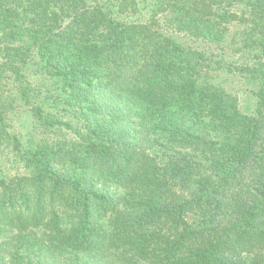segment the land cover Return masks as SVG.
<instances>
[{
    "label": "trees",
    "instance_id": "obj_1",
    "mask_svg": "<svg viewBox=\"0 0 264 264\" xmlns=\"http://www.w3.org/2000/svg\"><path fill=\"white\" fill-rule=\"evenodd\" d=\"M0 264H264V0H0Z\"/></svg>",
    "mask_w": 264,
    "mask_h": 264
},
{
    "label": "rangeland",
    "instance_id": "obj_2",
    "mask_svg": "<svg viewBox=\"0 0 264 264\" xmlns=\"http://www.w3.org/2000/svg\"><path fill=\"white\" fill-rule=\"evenodd\" d=\"M229 87H230L231 90H235L237 88L236 85H235V83L229 84ZM250 102H251V104H250ZM242 107H244V109H246L248 107V109L251 110V107H252V99L248 100V98H245L244 101L242 102Z\"/></svg>",
    "mask_w": 264,
    "mask_h": 264
}]
</instances>
